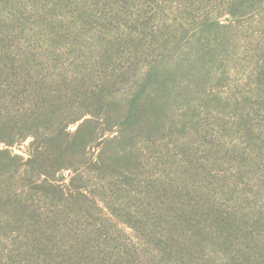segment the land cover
Here are the masks:
<instances>
[{"label":"rangeland","instance_id":"obj_1","mask_svg":"<svg viewBox=\"0 0 264 264\" xmlns=\"http://www.w3.org/2000/svg\"><path fill=\"white\" fill-rule=\"evenodd\" d=\"M239 2L229 14L226 0H0L3 49L40 51L76 35H134L143 18L155 53L163 39L182 38L162 72L157 103L147 101L154 109L148 121L128 133V148L108 133L92 150L104 169L87 168L84 196L66 203L36 182L27 195L32 212H0V264H62V245L76 234L114 258L117 248L150 249L153 232L166 227L154 217L215 212L209 202L248 225L260 240L251 258L264 264V0ZM28 142L9 149L26 158ZM70 175L64 170L56 178L64 186ZM142 214L153 231L146 235ZM127 260L157 264L150 255Z\"/></svg>","mask_w":264,"mask_h":264},{"label":"trees","instance_id":"obj_2","mask_svg":"<svg viewBox=\"0 0 264 264\" xmlns=\"http://www.w3.org/2000/svg\"><path fill=\"white\" fill-rule=\"evenodd\" d=\"M226 5L233 14L240 2L226 0ZM140 25L134 35H76L40 51L22 45L0 47V212H32L27 195L36 182L55 190L66 203L84 196L82 182L90 179L87 168L104 169L92 150L108 140L105 135L116 133L113 138H121L128 148L133 139L129 134L134 130L135 135L148 121L163 84L162 72L182 45L175 35L163 39V50L155 53L158 47L148 38L155 36L143 29L147 20ZM27 139L26 158L9 149ZM64 170L71 175L61 186L56 175ZM208 204L215 212H163L154 217L152 221L166 225L163 232L148 228L143 213L144 235L153 232L155 245H131L124 254L117 248L115 258L107 249L102 253L82 245L76 234L62 245V264H138L127 260L134 254L150 255L157 264L171 259L177 264H254L257 259L251 255L259 238L247 224L238 223L235 212ZM4 218L0 214V221ZM218 252L222 256L217 257ZM95 253L102 255L93 257Z\"/></svg>","mask_w":264,"mask_h":264}]
</instances>
